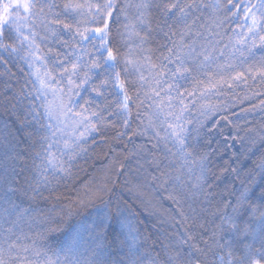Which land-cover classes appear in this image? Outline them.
I'll return each mask as SVG.
<instances>
[{
  "label": "snow or ice",
  "instance_id": "snow-or-ice-1",
  "mask_svg": "<svg viewBox=\"0 0 264 264\" xmlns=\"http://www.w3.org/2000/svg\"><path fill=\"white\" fill-rule=\"evenodd\" d=\"M57 7L61 8L60 12L54 11ZM129 7L136 8L134 18L128 15ZM204 9L211 10L205 27L208 33L205 37L207 43L200 45V50L197 51L196 41L186 44L184 38L195 31L200 15L194 14L200 12L203 15ZM153 10L159 17L156 28L167 40L160 47L165 48L168 55L161 53L162 59L158 58V63L152 61L151 49L145 47L152 39ZM121 16L125 20L123 31L117 29L113 34L112 25L119 22ZM233 24L235 28L232 27ZM38 26H42L47 35H40ZM228 30L232 32L228 43L224 44L223 49H217L216 45L224 39L223 33ZM195 34L203 35L198 31ZM65 35L67 39L62 38ZM174 36H178L179 41L174 40ZM50 37H55L63 51L47 47ZM133 37L136 38L134 46L128 44L127 51H121L119 41H131ZM42 44L46 50L42 49ZM224 49L229 50L226 62L217 63L212 72L211 66L218 60L213 53L219 51V55L224 56ZM12 58L23 61L30 69L28 75L31 79L22 86L15 99L19 103L22 98L33 97L28 101L26 119L30 116L38 125L36 135L40 151L36 152V157L41 158L39 167L44 181L48 180L44 173L49 169L53 174L60 172L68 177L72 175L71 161L86 152L84 145L93 133L101 131L100 126L106 121L105 112L108 116L115 115L122 120L120 127L123 131H117L115 138L121 139L128 135L131 130L129 86L137 88L138 85L136 95L140 104L143 103L140 100V90H143L146 99L153 101L156 120L150 118L143 129L144 133L149 128L153 130L152 139L156 143L152 148L162 145L168 155L175 156L179 153L187 157L191 155L188 148L193 133L198 136L204 121L223 110L220 104L211 102L213 97L227 96L241 85L248 86L250 82L264 84V0H211V3H204V0H139L135 5L127 2L120 5L118 0H66L62 5H56L52 0H0V64L7 70L9 59ZM189 63L196 64L204 78H193V90L181 92L178 81L187 79L186 74L193 71L188 66ZM168 65L173 67L169 68ZM241 67H244L243 71L238 70ZM85 89L95 93L102 101L109 94H114L117 98L115 108H110L107 104L101 107L91 97L84 100L83 104L78 103ZM186 98L188 103H185ZM189 105L198 113L191 130L188 125H192L193 120L186 115L190 111ZM227 107L228 104L225 103L223 108ZM255 108L264 112V99L260 100L259 105L252 106V109ZM252 109L241 111L249 112ZM112 126L115 127L114 124ZM137 134L136 131L132 132V135ZM261 142L264 143V138ZM61 144L63 150L56 148L53 151L54 147ZM140 148L143 149L144 146ZM144 150L153 157L151 163L156 164L159 169L155 154L151 150ZM11 159L13 157L7 152L0 159V180L9 182V191L12 188L7 161ZM200 159L203 165L208 160V154L202 153ZM260 167L264 169V163ZM204 172L205 168L202 166L198 182L204 180ZM160 175L165 176L166 173L161 172ZM176 179L179 180V177ZM111 194L110 182L100 184L89 191L87 200L78 198L74 202L75 210L72 203L67 206V219H71L80 208L95 201H100L107 209L105 197H110ZM168 198L179 204L181 193L176 191ZM259 201L258 205L249 203L245 190L236 198L235 203L229 200L224 204L217 229L221 233L233 231L240 236L251 237V242L243 245L245 251L241 255L235 254L229 242L225 255L220 256V264H264V189L260 192ZM17 207L18 205L11 204L12 209ZM229 207L231 213L227 211ZM3 211L11 214L8 208ZM245 212L250 213L251 223L240 220ZM180 215L187 219L183 212ZM113 218L117 221L115 228ZM60 222L62 221L57 223ZM93 227L96 244L91 250V257L72 260L70 264H106L92 257H98L100 251L107 247L111 232L115 233L113 243L116 250H126V259L115 264H144L142 245L129 217L119 210L115 217L110 210L104 211ZM56 230L48 229L49 232ZM7 231L11 233L12 229ZM185 236L187 239L181 237L180 244H187L193 239V235L187 230ZM257 241L258 248L255 247ZM189 247L202 251L195 244ZM28 251L27 246H19L14 242L0 246V264H35L27 256H21V253ZM33 251L36 256L41 255L39 250ZM43 264H60V261L59 258L53 260L47 257ZM169 264H200V261L192 252H177L176 255L169 256Z\"/></svg>",
  "mask_w": 264,
  "mask_h": 264
},
{
  "label": "trees",
  "instance_id": "trees-1",
  "mask_svg": "<svg viewBox=\"0 0 264 264\" xmlns=\"http://www.w3.org/2000/svg\"><path fill=\"white\" fill-rule=\"evenodd\" d=\"M52 2L62 5L66 0ZM125 2L135 5L139 0H118L120 5ZM204 3H211V0H204ZM54 11L60 12L61 8L57 7ZM210 11L204 9L203 15L200 12L194 14L200 15V19L196 22L195 31L184 38L186 44L195 40L197 51L200 50V45L207 43L205 37L208 33L205 27ZM127 12L129 17L134 18L136 8L129 7ZM158 20L159 17L153 10L152 39L145 47L151 49L150 55L154 63L159 62L158 58L162 59L161 53L168 55L166 49L160 47L167 40L156 28ZM124 22V17L121 16L120 21L112 25L113 34L117 29L123 31ZM232 27L235 28V24ZM37 31L42 36L47 35L42 26H38ZM197 31L203 35L196 36ZM223 36L224 39L216 45L217 49L224 48L232 32L228 30ZM62 38L68 37L65 35ZM173 39L179 41L178 36ZM135 42L136 38L133 37L129 42L119 41L118 46L122 45L121 51H127L128 44L134 46ZM41 47L46 50L44 44ZM47 47L63 51L55 37H50ZM224 52V56H220L219 51L213 53L218 60L212 64V72L215 71L217 63L226 62L229 50L224 49ZM188 66L193 71L186 74L187 79L178 81L181 92L193 90V78H204L196 64L189 63ZM244 67L238 70L243 71ZM29 72L30 69L24 62L15 58L9 59L7 70L0 64V159L5 152L13 157L7 161L12 191L8 190L9 182L0 180V246L13 242L19 246H27L29 251L21 253V256H27L35 264H43L47 257L53 260L59 258L60 264L84 260L91 257V250L95 248L93 226L98 217L109 210L115 217L119 210L129 217L138 233L144 264H169V256L176 255L177 252H192L200 264H220V256L225 255L229 242L236 255L243 254V245L251 242V237L240 236L233 231L221 233L216 226L220 223L224 204L229 200L235 203L236 198L245 190L249 203L258 205L260 202L259 195L264 189V169L260 167L264 163V143L261 142L264 138V112L259 108L252 109V106L259 105L260 100L264 99V95H253L264 94V84L250 82L248 86L241 85L227 96L213 97L211 102L220 104L223 110L204 121L198 136L193 133L188 148L191 155L187 157L179 153L175 156L168 155L162 145L152 148L156 143L152 139L153 130L149 128L144 133L143 129L150 118L156 120L153 101L146 99L143 90H140V100H143L140 104L136 95L138 85L137 88L129 86L131 130L128 135L116 139L117 131H123L120 127L122 120L115 115L108 116L105 112L106 121L100 126L101 131L93 133L84 145L87 151L71 161L72 175L68 177L60 172L53 174L49 169L44 173L48 180L44 181L39 167L41 158L36 157V152L40 151L36 135L38 125L30 116L26 119L28 101L33 97L22 98L19 103L15 99L22 86L31 79ZM90 97L101 107L107 104L110 108H115L117 102L114 94H109L102 101L95 93L85 89L78 103L83 104ZM188 102L186 98L185 103ZM225 103L228 104L227 108H223ZM137 104L140 106L137 107ZM189 107L190 111L186 115L193 120V124L188 125L191 130L195 126L198 113L191 105ZM241 109L252 110L242 112ZM133 131L138 134L132 135ZM56 148L63 150V145H57L53 151ZM144 149L155 154L159 169L156 164L151 163L153 157ZM175 151L173 148V152ZM202 153L208 154V160L203 165L200 159ZM64 158L67 159V156ZM202 166L205 168L204 180L198 182L197 177L201 176ZM161 172L166 175L161 176ZM105 182H110L112 187L110 197H105L108 202L107 209L103 203L95 201L80 208L71 219H67V206L70 203L75 210L74 202L78 198L87 200L89 191ZM176 191L181 193L179 204L168 198ZM13 203L18 207L12 209ZM5 208L10 209V215L3 211ZM227 211L231 213V208ZM181 212L187 217L186 220L180 215ZM240 220L251 223L250 213L245 212ZM58 221L62 222L57 223ZM112 224L115 228V218ZM9 228L12 229L11 233L7 231ZM49 228L57 230L49 232ZM185 230L193 235V239L187 244H180L181 237L187 239ZM114 234H109L107 247L100 251L98 257H92L93 259H99L106 264H115L126 259V250H116ZM191 244L197 245L202 251L191 249ZM255 247H259L258 241ZM33 249L39 250L41 255L36 256Z\"/></svg>",
  "mask_w": 264,
  "mask_h": 264
},
{
  "label": "rangeland",
  "instance_id": "rangeland-1",
  "mask_svg": "<svg viewBox=\"0 0 264 264\" xmlns=\"http://www.w3.org/2000/svg\"><path fill=\"white\" fill-rule=\"evenodd\" d=\"M127 42H129V41H127Z\"/></svg>",
  "mask_w": 264,
  "mask_h": 264
}]
</instances>
